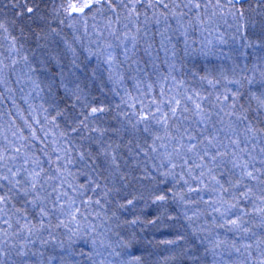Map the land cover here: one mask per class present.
Masks as SVG:
<instances>
[{
    "label": "snow or ice",
    "instance_id": "6c2138e0",
    "mask_svg": "<svg viewBox=\"0 0 264 264\" xmlns=\"http://www.w3.org/2000/svg\"><path fill=\"white\" fill-rule=\"evenodd\" d=\"M0 264H264V0H0Z\"/></svg>",
    "mask_w": 264,
    "mask_h": 264
}]
</instances>
